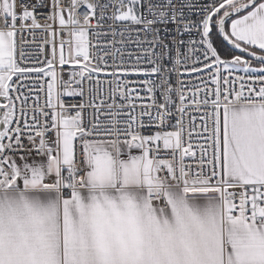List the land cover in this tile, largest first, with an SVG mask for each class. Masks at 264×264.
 <instances>
[{
  "label": "snow or ice",
  "instance_id": "obj_1",
  "mask_svg": "<svg viewBox=\"0 0 264 264\" xmlns=\"http://www.w3.org/2000/svg\"><path fill=\"white\" fill-rule=\"evenodd\" d=\"M0 264H264V0H0Z\"/></svg>",
  "mask_w": 264,
  "mask_h": 264
}]
</instances>
